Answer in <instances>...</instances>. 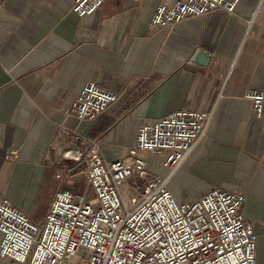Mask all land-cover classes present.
<instances>
[{
  "label": "crops",
  "instance_id": "1",
  "mask_svg": "<svg viewBox=\"0 0 264 264\" xmlns=\"http://www.w3.org/2000/svg\"><path fill=\"white\" fill-rule=\"evenodd\" d=\"M157 1L105 0L80 20L73 0H0V190L27 212L22 199H35L45 183L53 193L75 188L78 170L55 175L59 161H74L63 145L91 144L74 131L106 159H126L141 123L176 109L208 111L171 189L201 182L199 194L214 186L243 193L255 264H264V119L244 97L264 90V0L152 28ZM91 81L117 100L79 120L69 103ZM141 155L165 172L150 162L160 155ZM0 264L8 260L0 256Z\"/></svg>",
  "mask_w": 264,
  "mask_h": 264
},
{
  "label": "built area",
  "instance_id": "2",
  "mask_svg": "<svg viewBox=\"0 0 264 264\" xmlns=\"http://www.w3.org/2000/svg\"><path fill=\"white\" fill-rule=\"evenodd\" d=\"M104 1L73 0L71 10L82 20ZM239 1L158 0L149 24L172 26L215 10L232 13ZM244 97L253 116L264 119V90L246 91ZM116 100L113 90L91 81L69 111L90 119ZM210 118L208 111L176 109L145 121L128 157L119 160L106 159L93 140L74 131L77 140L91 144L85 151L63 145V155L74 161H59L62 169L55 175L78 170L84 188L58 187L40 223L0 190V256L8 264H255L256 233L242 213L243 193L214 186L179 201L171 189L174 173ZM142 151L160 155L165 172L150 169ZM129 187L133 193L126 194Z\"/></svg>",
  "mask_w": 264,
  "mask_h": 264
},
{
  "label": "rangeland",
  "instance_id": "3",
  "mask_svg": "<svg viewBox=\"0 0 264 264\" xmlns=\"http://www.w3.org/2000/svg\"><path fill=\"white\" fill-rule=\"evenodd\" d=\"M155 168L158 165L159 161H150ZM74 181V187L73 190L81 191L84 188L83 184V176L82 174H77V176L73 177ZM48 183H45L44 187L41 188L39 195L35 199H22L26 201L25 204V210L30 214L31 219L34 222H42L44 220L45 214L48 209V202L52 198L51 189L47 185ZM203 186L201 182H193L189 184L179 183L178 185H174V195L177 200H192L194 199L199 192H201V189L199 187ZM126 194L133 193V189L129 187L127 190H124ZM88 194H91V191L88 192Z\"/></svg>",
  "mask_w": 264,
  "mask_h": 264
},
{
  "label": "bare ground",
  "instance_id": "4",
  "mask_svg": "<svg viewBox=\"0 0 264 264\" xmlns=\"http://www.w3.org/2000/svg\"><path fill=\"white\" fill-rule=\"evenodd\" d=\"M72 153H74V151L72 152ZM163 168V167H162ZM179 183H176V185H178Z\"/></svg>",
  "mask_w": 264,
  "mask_h": 264
}]
</instances>
